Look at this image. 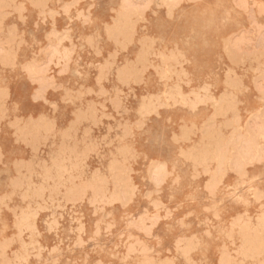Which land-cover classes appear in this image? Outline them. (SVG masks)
I'll list each match as a JSON object with an SVG mask.
<instances>
[{"label": "rangeland", "instance_id": "obj_1", "mask_svg": "<svg viewBox=\"0 0 264 264\" xmlns=\"http://www.w3.org/2000/svg\"><path fill=\"white\" fill-rule=\"evenodd\" d=\"M0 264H264V0H0Z\"/></svg>", "mask_w": 264, "mask_h": 264}, {"label": "bare ground", "instance_id": "obj_2", "mask_svg": "<svg viewBox=\"0 0 264 264\" xmlns=\"http://www.w3.org/2000/svg\"><path fill=\"white\" fill-rule=\"evenodd\" d=\"M201 191V190H200Z\"/></svg>", "mask_w": 264, "mask_h": 264}]
</instances>
